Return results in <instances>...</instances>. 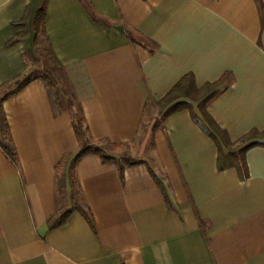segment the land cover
Segmentation results:
<instances>
[{
	"label": "crops",
	"instance_id": "1",
	"mask_svg": "<svg viewBox=\"0 0 264 264\" xmlns=\"http://www.w3.org/2000/svg\"><path fill=\"white\" fill-rule=\"evenodd\" d=\"M43 5L47 45L95 143L132 145L187 75L199 88L224 78L207 111L233 150L264 132V0H0V89L29 74ZM1 109L18 163L0 148V264H264V145L246 150L245 179L221 171L215 141L180 111L153 132L152 160L123 177L82 158L79 198L94 228L74 211L51 229L68 207L57 166L80 146L71 112L54 115L40 80Z\"/></svg>",
	"mask_w": 264,
	"mask_h": 264
},
{
	"label": "trees",
	"instance_id": "2",
	"mask_svg": "<svg viewBox=\"0 0 264 264\" xmlns=\"http://www.w3.org/2000/svg\"><path fill=\"white\" fill-rule=\"evenodd\" d=\"M262 7V6H261ZM45 5L39 9L35 18V30L36 38L35 44L38 48L39 40L41 35L46 37L44 24H45ZM18 26H15V29ZM133 42V36L131 35ZM48 51L54 62L57 71L63 72L65 75L67 86L61 85L60 79L56 77L53 69L45 68L44 72L38 75L32 76V73L28 74L22 81L16 82V88L13 91L6 92L0 97V148L7 155V157L15 164L18 163V155L13 145L9 125L6 119V115L1 109L2 103L5 99L15 95L27 85L33 81L40 80L44 82L47 87L54 115H60L63 110L71 112L73 119V127L80 146L76 154H69L57 166V190L59 197L62 196L61 200L68 201V207L60 211L56 216L51 217L48 221L51 229L63 226L68 220L69 216L74 212L78 211L86 218L88 223L94 228L93 217L89 211H86L81 203L77 200V196H80V186L77 178V165L79 161L89 155H95L101 158L105 164H114L118 166L121 176L123 177L126 168L138 166L143 164V161L132 158L130 156L116 157L108 154L103 144L106 143H95L89 133V130L84 122L81 106L74 93L73 85L65 73L63 67L59 65L55 59L50 47ZM30 56L37 63L38 59L36 55L30 53ZM36 58V59H35ZM224 78L214 84H206L199 88L196 85L195 78L193 75L185 76L161 101L157 102V106L160 108L159 119L155 121L153 126V132L160 129L164 121L171 115L178 113L183 110H189L195 123H197L205 133H207L219 147V159L218 168L223 171L228 168H236L242 179L246 178V164L244 161V154L246 150L256 145H264L263 142L257 141L264 139V132L253 131L247 136L243 137L240 143L244 144V147L239 151L233 150L234 144L230 141L227 133L219 127L207 111L210 102L215 99L221 92V88L224 84ZM63 101L66 106L65 108L60 107V102ZM193 103H197V108L200 113L197 114L194 110ZM112 148L125 147L126 145H115L107 144ZM222 145L230 148L226 154L223 152ZM160 185L159 180H157Z\"/></svg>",
	"mask_w": 264,
	"mask_h": 264
},
{
	"label": "rangeland",
	"instance_id": "3",
	"mask_svg": "<svg viewBox=\"0 0 264 264\" xmlns=\"http://www.w3.org/2000/svg\"><path fill=\"white\" fill-rule=\"evenodd\" d=\"M36 58L38 59V62L36 63L34 59L30 56V70L29 74L32 73V76L38 75L39 73L44 72L45 68L53 69L54 74L56 77L60 79L61 85L64 87L67 86V81L65 78V75L61 71H57L54 65V62L52 61V58L50 56V53L48 51V45L46 42V39L43 35H41L39 40L38 48L36 49ZM35 58V59H36ZM12 88V86H5L2 89H0V97L6 93L9 92ZM60 107L65 108L66 104L61 101ZM159 113L160 108L156 105L152 107L149 111V117H147L145 124L143 125L141 132L139 134V137L137 140L132 144L125 147L120 148H112L107 144H103L102 147H104V150L113 156L116 157H122V156H130L135 159H147L149 162L151 159V153H152V146H154V140H153V126L154 123L159 119ZM200 114V113H199ZM62 196H60L61 198ZM62 199V198H61ZM77 200L80 202L79 196H77Z\"/></svg>",
	"mask_w": 264,
	"mask_h": 264
}]
</instances>
